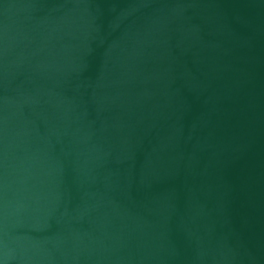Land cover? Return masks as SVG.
Returning <instances> with one entry per match:
<instances>
[{
  "label": "water",
  "instance_id": "water-1",
  "mask_svg": "<svg viewBox=\"0 0 264 264\" xmlns=\"http://www.w3.org/2000/svg\"><path fill=\"white\" fill-rule=\"evenodd\" d=\"M0 264H264V0H0Z\"/></svg>",
  "mask_w": 264,
  "mask_h": 264
}]
</instances>
